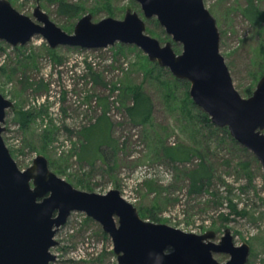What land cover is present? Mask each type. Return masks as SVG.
<instances>
[{
  "label": "rangeland",
  "instance_id": "obj_1",
  "mask_svg": "<svg viewBox=\"0 0 264 264\" xmlns=\"http://www.w3.org/2000/svg\"><path fill=\"white\" fill-rule=\"evenodd\" d=\"M10 1L33 19L40 5L70 34L88 13L97 22L109 16L123 19L132 9L146 20L148 34L163 44L172 41L177 53L183 50L157 18L144 16L136 0ZM204 1L217 21L220 50L234 84L249 97L264 75V0H253L263 14L256 21L245 12L251 0ZM63 2L74 5V12H61ZM190 88L191 82L151 61L134 44L52 48L40 34L25 45L0 40V91L16 107L7 110L3 138L21 169L42 154L50 169L76 188L121 190L143 219L196 234L215 231V242L230 228L235 245H250L246 264H264L263 165L227 127L204 121ZM137 89L152 106L142 123L128 113ZM107 121L113 146L105 162L100 154L109 140ZM166 147L192 149L196 155L173 161ZM202 160L212 183L207 190L191 192L186 173ZM56 239L51 251L57 260L51 264H118L112 237L83 211L71 214ZM215 257L226 262L231 256Z\"/></svg>",
  "mask_w": 264,
  "mask_h": 264
},
{
  "label": "water",
  "instance_id": "obj_2",
  "mask_svg": "<svg viewBox=\"0 0 264 264\" xmlns=\"http://www.w3.org/2000/svg\"><path fill=\"white\" fill-rule=\"evenodd\" d=\"M147 19L157 18L173 42L163 44L147 33L146 20L129 9L123 19L93 21L84 15L74 33L55 23L40 5L31 16L0 0V40L14 46L27 44L35 35L52 48L72 45L104 48L116 42L134 44L153 62L178 78L191 82L190 95L219 127L228 128L243 146L252 150L264 168V75L249 97L236 88L220 50L217 21L204 0H136ZM15 103L0 91V264H50L57 259L51 248L55 235L74 211L99 221L113 239L118 264H246L250 245H235L227 228L219 242L215 231L187 232L165 223L143 219L121 190L106 193L76 188L50 169L40 154L21 169L8 148L3 132L7 110ZM216 253H227L226 262Z\"/></svg>",
  "mask_w": 264,
  "mask_h": 264
},
{
  "label": "trees",
  "instance_id": "obj_3",
  "mask_svg": "<svg viewBox=\"0 0 264 264\" xmlns=\"http://www.w3.org/2000/svg\"><path fill=\"white\" fill-rule=\"evenodd\" d=\"M74 5L68 3H61V12L69 14L74 12ZM247 15L254 21L258 18H262L263 14L253 5V0L250 2V6L245 11ZM156 63V62H155ZM248 92H251V89H248ZM134 103L132 106L128 107V113L132 117L135 122H145L150 117L151 112V102L150 98L147 96L145 92L141 89H137V91L133 94ZM204 121L213 125L211 117L205 112L202 111ZM104 117V116H103ZM107 120V117H105ZM108 122V133L110 144L105 141L106 145L102 147V151L100 157L106 160L110 159V148L113 146L111 134H110V122ZM92 126V125H91ZM102 146V145H101ZM108 148V149H104ZM165 154L173 161H190L196 153L192 149L181 148V147H166L164 149ZM198 153V152H197ZM109 154V155H108ZM187 176L190 179V191L191 192H202L210 188L212 183L213 175L209 168V166L205 163V161H201L197 167H193L189 171H187Z\"/></svg>",
  "mask_w": 264,
  "mask_h": 264
},
{
  "label": "flooded vegetation",
  "instance_id": "obj_4",
  "mask_svg": "<svg viewBox=\"0 0 264 264\" xmlns=\"http://www.w3.org/2000/svg\"><path fill=\"white\" fill-rule=\"evenodd\" d=\"M59 230H60V229H59ZM59 230H58V231H59ZM58 231H57V232H58ZM56 235H57V233H56ZM56 235H55V238H56ZM58 243H59V242H58ZM57 245H58V244H57ZM57 245H55V246H53V247H56ZM53 247H52V248H53ZM114 252H115V251H114ZM52 253H54V252L52 251ZM54 254H55V253H54ZM55 255H56V254H55ZM56 260H57V259H56ZM56 260H55V261H56ZM55 261H51L50 264L53 263V262H55Z\"/></svg>",
  "mask_w": 264,
  "mask_h": 264
},
{
  "label": "bare ground",
  "instance_id": "obj_5",
  "mask_svg": "<svg viewBox=\"0 0 264 264\" xmlns=\"http://www.w3.org/2000/svg\"><path fill=\"white\" fill-rule=\"evenodd\" d=\"M124 197V196H123ZM129 201V200H128Z\"/></svg>",
  "mask_w": 264,
  "mask_h": 264
}]
</instances>
